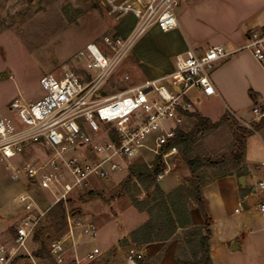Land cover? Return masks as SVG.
<instances>
[{
  "label": "rangeland",
  "instance_id": "rangeland-1",
  "mask_svg": "<svg viewBox=\"0 0 264 264\" xmlns=\"http://www.w3.org/2000/svg\"><path fill=\"white\" fill-rule=\"evenodd\" d=\"M123 1L125 0H0V116L10 115L9 108L17 99L25 102L43 99L47 95V90L43 87L45 77L53 76L60 79L70 69L83 72L85 61L77 58L78 52L90 43H100L106 35L119 36L117 25L121 14L113 12V6ZM129 58L130 56L125 59L107 83V93H116L120 89L134 85L132 80L137 83L143 82V77L136 73ZM126 75L132 79L127 83L121 81ZM229 86L237 94L234 104L236 116L247 122L253 123L254 118L255 122H259L260 119H256L252 112L253 105L249 97L239 93V84L235 82L234 87L232 84ZM198 96H202L199 102ZM187 97L194 105L193 111H199L206 116H218L216 120H219L227 110V105L221 98L208 99L199 89L191 90ZM237 121L244 125L242 121L238 119ZM169 126L173 127L174 124L170 122ZM193 127L194 122L191 120L184 126L187 131H191ZM151 142V138L145 140V144ZM239 148L240 146L236 145L235 128L230 124L222 125L219 129L205 134L199 141L193 154L206 161V166L199 171L200 181L206 184L203 192L205 204L204 210H201L192 198L188 202V210L193 227H199L193 222L194 218L205 225L206 218L212 215L219 240L237 236V240L244 246L240 251L231 252L232 248L228 242L223 253L217 257L218 264H264V214L258 208L264 193L256 188L255 184L245 188V193H241L238 179L227 178L213 182L218 179L216 174L225 173L236 174L238 178L246 179L251 178L253 173L255 178H264V136L254 134L248 137L244 155L246 166L243 171L241 168L232 169L234 167L232 153L240 156L241 150L239 152L237 150ZM35 152L31 154L40 153ZM82 154L86 155L87 152L83 151ZM138 155L130 162V166L137 162L150 164L156 158L146 149H141ZM68 156L73 157L76 154L69 153ZM27 158L30 159V152ZM28 161L20 159L14 164H25ZM129 167L114 174L109 181L96 183L94 190L75 194V197L65 204L72 216L89 219L97 231V239L92 242L89 235L84 234L83 229H76L73 242L66 245V258L69 264L78 262L98 264L102 261L117 264L115 255L118 253L119 242L125 248L120 254L123 261L119 259L118 264L123 262L126 264L125 258L129 248L146 252L145 264H179L175 259L178 251L182 252L185 248L191 250L186 243L193 241L194 235L198 233L197 229L192 227L187 232L179 230L170 240L156 242L157 244L153 246L134 244L130 237L133 231L128 236L130 240L128 238L121 240L134 227L137 226L134 231L141 227L138 224L145 218L149 220L147 213H139L132 206L130 197L121 193V183L128 176ZM191 177L185 164L172 161L170 175L157 183L167 192H171L183 186ZM28 182L25 177L13 180L9 171L4 167L0 168V214L5 215V219H0V232L7 239L10 237L7 233L8 228L13 225L9 229L13 236L16 226L26 214L23 204L15 202L14 198L33 188ZM248 183L250 184V180ZM132 187L133 185L130 186L129 195L130 192L139 193L136 189L132 191ZM255 188L257 191L253 192ZM233 191L238 193L237 199H232ZM140 194L141 198L151 197L149 192L140 190ZM31 195L37 205L36 211L40 213L45 212L56 201V196L50 191L35 190ZM243 196H247L246 203L243 202ZM42 224L47 226L46 222ZM66 234L65 229L58 230L56 227L46 229L43 231L41 241L49 251V244L54 240H61ZM28 247L32 255L41 248L34 237L29 241ZM94 247H98L102 252L98 261H90L87 258L89 249ZM151 248L153 251H150ZM51 258L47 257L44 260L33 258L31 264H56ZM25 263L30 264V258L20 261L19 264Z\"/></svg>",
  "mask_w": 264,
  "mask_h": 264
},
{
  "label": "built area",
  "instance_id": "built-area-1",
  "mask_svg": "<svg viewBox=\"0 0 264 264\" xmlns=\"http://www.w3.org/2000/svg\"><path fill=\"white\" fill-rule=\"evenodd\" d=\"M184 1L125 0L114 5L113 12L121 14L120 22L128 17L136 20L129 36L106 35L100 43L86 45L77 54L85 61L83 72L70 69L60 79L45 77L47 95L43 99H17L9 108L10 115L0 116V168L9 171L13 180L25 177L33 187L14 198L23 204L26 214L10 239L0 232V264H11L20 255L33 260L28 243L47 211L127 170L141 149L161 157L165 163L166 169L158 181L170 175L172 161H178L179 156L174 141L179 132H189L184 126L191 120L189 113L195 112L188 93L199 89L205 96L216 95L214 69L236 51L215 46L199 54L190 48L177 56L176 69L170 75L116 93H107L106 88L149 29L156 26L169 32L178 27L177 9ZM241 50L251 52L258 62L264 63V27L250 31ZM130 80L128 75L121 79L126 83ZM254 114L259 120L264 117V110L256 106ZM244 125L250 127V123ZM148 138L151 144H145ZM35 151L40 153L31 154ZM83 151L87 154L83 155ZM69 153L76 156L69 157ZM20 159L29 161L14 164ZM254 184L264 193V179ZM35 190L50 191L56 196L55 203L45 212L36 211L31 195ZM258 208L264 214V198ZM77 228L83 229L90 241L97 239L96 228L89 219L69 214L67 234L49 244L57 264H69L66 245L73 242ZM101 255V250L94 247L87 258L98 261ZM143 256V252L130 248L126 264H138Z\"/></svg>",
  "mask_w": 264,
  "mask_h": 264
},
{
  "label": "crops",
  "instance_id": "crops-1",
  "mask_svg": "<svg viewBox=\"0 0 264 264\" xmlns=\"http://www.w3.org/2000/svg\"><path fill=\"white\" fill-rule=\"evenodd\" d=\"M177 14L179 25L176 29L163 32L156 26L152 27L135 45L129 55L131 58L129 60L133 64L136 73L142 76L144 80L137 83L131 79L134 85H141L146 81L157 80L172 74L176 69L177 56L184 54L190 48L195 49L199 54H203L211 47L221 46L228 51L236 52L227 60L218 63L214 69L213 81L217 92L216 95H202L208 99L221 98L227 105V110L219 120H216L218 116H206L198 112L214 123L220 121L226 113H230L236 120L238 119L242 123H251L252 121L247 122L236 116V106L234 104L237 94L230 89L229 84H232V87L235 86V82L239 84V93L241 92L244 96L249 97L253 105V114L256 106H260L264 110V63L258 62L251 52L241 50L247 42L248 33L264 27V0H185L179 7ZM130 19L132 21L129 22ZM135 24L136 20L134 17H128L127 20L119 22L117 25L118 34L122 37L129 36ZM201 97H197L198 102L201 100ZM253 121H255V118ZM227 178L239 180L236 174H232L227 177L218 178L213 182ZM258 179L264 178H255V175L252 173V177L246 180V188L250 185L251 187L254 186L255 181ZM248 180H250V184ZM204 189L205 187L202 193ZM241 190V193H245V188L241 187ZM253 192H255V189H253ZM237 198L238 193L233 191L232 199ZM246 199L247 196H243L244 203H246ZM211 216L208 217L211 226L210 256L213 263L218 264L217 257L223 253L225 245L228 242H230L229 246L231 248L235 242L240 245L241 250L244 246L237 240V236H232V238L230 237L226 240H219L217 229L214 227L215 222L212 221L213 217ZM0 219H5V215L1 213ZM146 221L147 218L138 224V226H142ZM195 221L194 218L193 222L198 226L204 225ZM12 226L8 228L7 232L8 236H10L9 239L12 237L9 232ZM134 228L127 235H124L121 240L128 238L130 233L134 231ZM155 244L157 243L148 244L147 246ZM123 248L125 246L123 247L119 242L118 253L115 255L117 264L119 259H123V256L120 257ZM150 251H153V249L151 248ZM144 255H146V252ZM108 263L107 261H102V263L98 264ZM123 264L125 263L123 262Z\"/></svg>",
  "mask_w": 264,
  "mask_h": 264
},
{
  "label": "trees",
  "instance_id": "trees-1",
  "mask_svg": "<svg viewBox=\"0 0 264 264\" xmlns=\"http://www.w3.org/2000/svg\"><path fill=\"white\" fill-rule=\"evenodd\" d=\"M77 72L79 71L77 70ZM252 96L254 95L252 94ZM189 117L195 124L194 128L189 132H179L174 144L179 150L180 163L185 164L192 177L188 178L183 186L177 187L171 192H166L157 183L158 176L164 172L166 165L161 157H156L153 163L137 162L129 167V174L121 183V193L130 197L132 206L140 213L149 215V220L131 233L130 237L134 244L143 246L156 242H165L176 236L179 230H186L187 232L192 227L196 228L198 233L194 235L193 241L186 243L187 246L191 247V250L185 248L182 252L178 251L175 259L179 264H214L210 256L211 226L209 219H206L204 226L193 227L188 210V202L192 198H194L201 210H204L202 191L206 184L204 181H200L199 171L206 166V161L202 157L194 156L193 153L205 134L219 129L222 125L230 124L235 128L236 145L240 146L241 150L240 156H237L234 152L232 153L231 158L234 159V167L232 169L241 168L243 171L246 166L244 161L246 140L254 134L264 136V117L259 122L250 123V127L241 125L230 113H226L216 123L199 112L189 113ZM230 175L232 174H216V177L222 178ZM245 175L240 174V176ZM131 185H133L132 191L136 189L139 193L132 194L130 192L129 195ZM140 190L149 192L151 197L141 198ZM69 214L64 203H59L47 211L33 236L34 240L40 243L41 246L33 254V258L44 260L47 257H52L45 247V243L41 241V236L46 229L56 227L58 230H67ZM45 222L46 227L42 224ZM146 256L144 255L139 261L140 264H145ZM29 258L31 264L32 258L24 255L15 258L11 264H19L20 261L29 260Z\"/></svg>",
  "mask_w": 264,
  "mask_h": 264
},
{
  "label": "water",
  "instance_id": "water-1",
  "mask_svg": "<svg viewBox=\"0 0 264 264\" xmlns=\"http://www.w3.org/2000/svg\"><path fill=\"white\" fill-rule=\"evenodd\" d=\"M237 150L239 152L240 151V148L237 149ZM179 162H180V160L178 161V163ZM246 180H247L246 177L239 178V183H240V185H241V187L243 189L246 188ZM240 250H241V247H240V245L238 243L235 242V243L232 244V251L236 252V251H240Z\"/></svg>",
  "mask_w": 264,
  "mask_h": 264
}]
</instances>
